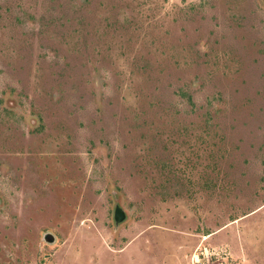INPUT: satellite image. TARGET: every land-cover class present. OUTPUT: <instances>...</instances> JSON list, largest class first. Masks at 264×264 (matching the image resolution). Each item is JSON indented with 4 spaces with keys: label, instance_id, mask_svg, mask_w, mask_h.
Returning a JSON list of instances; mask_svg holds the SVG:
<instances>
[{
    "label": "rangeland",
    "instance_id": "rangeland-1",
    "mask_svg": "<svg viewBox=\"0 0 264 264\" xmlns=\"http://www.w3.org/2000/svg\"><path fill=\"white\" fill-rule=\"evenodd\" d=\"M194 255L264 264V0H0V264Z\"/></svg>",
    "mask_w": 264,
    "mask_h": 264
},
{
    "label": "built area",
    "instance_id": "built-area-1",
    "mask_svg": "<svg viewBox=\"0 0 264 264\" xmlns=\"http://www.w3.org/2000/svg\"><path fill=\"white\" fill-rule=\"evenodd\" d=\"M190 264H210V259L208 257H200L199 255H194L191 259ZM214 264H222L221 262H217Z\"/></svg>",
    "mask_w": 264,
    "mask_h": 264
},
{
    "label": "water",
    "instance_id": "water-1",
    "mask_svg": "<svg viewBox=\"0 0 264 264\" xmlns=\"http://www.w3.org/2000/svg\"><path fill=\"white\" fill-rule=\"evenodd\" d=\"M121 216H122V212H121L118 208H116L115 211H114V217H115V219L118 220V219L121 218ZM44 240H45L46 242H52V241H53V236H52V234H50V233H45V234H44Z\"/></svg>",
    "mask_w": 264,
    "mask_h": 264
}]
</instances>
